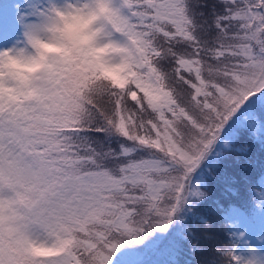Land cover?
Returning <instances> with one entry per match:
<instances>
[{
	"label": "snow or ice",
	"instance_id": "obj_1",
	"mask_svg": "<svg viewBox=\"0 0 264 264\" xmlns=\"http://www.w3.org/2000/svg\"><path fill=\"white\" fill-rule=\"evenodd\" d=\"M0 264H264V0H0Z\"/></svg>",
	"mask_w": 264,
	"mask_h": 264
},
{
	"label": "trees",
	"instance_id": "obj_2",
	"mask_svg": "<svg viewBox=\"0 0 264 264\" xmlns=\"http://www.w3.org/2000/svg\"><path fill=\"white\" fill-rule=\"evenodd\" d=\"M257 191H258V189H257ZM241 194H243V193H241ZM203 211L205 212V213H207V214H211L210 213V209L207 207V206H205V208L203 209ZM214 218V217H213ZM185 259H198V257H196V258H194V257H192L190 254L188 255V256H186L185 257Z\"/></svg>",
	"mask_w": 264,
	"mask_h": 264
}]
</instances>
